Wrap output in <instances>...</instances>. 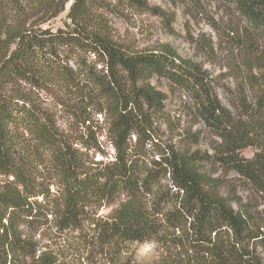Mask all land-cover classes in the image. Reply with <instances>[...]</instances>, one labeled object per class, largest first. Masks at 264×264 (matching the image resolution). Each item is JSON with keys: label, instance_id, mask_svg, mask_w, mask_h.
I'll use <instances>...</instances> for the list:
<instances>
[{"label": "trees", "instance_id": "16d2710c", "mask_svg": "<svg viewBox=\"0 0 264 264\" xmlns=\"http://www.w3.org/2000/svg\"><path fill=\"white\" fill-rule=\"evenodd\" d=\"M121 1L163 14L146 0ZM221 1L244 24L236 37L240 81L229 97L234 111L202 66L170 45L124 49L110 34L103 0H72L68 21L57 28L44 24L69 0H0V264H64L39 240L61 238L87 221L110 255L153 242L164 252L154 264H264V0ZM87 52L100 58V69L86 63ZM153 78L190 99L218 139L212 154L157 141L154 120L169 96ZM55 83L81 90L87 107L104 115L112 159L86 163L88 151L103 152L86 108L64 105L85 126L66 134L20 88ZM198 138L192 132L180 141ZM247 148L251 157L241 153ZM118 201L110 219L92 218L94 207Z\"/></svg>", "mask_w": 264, "mask_h": 264}, {"label": "rangeland", "instance_id": "374dc122", "mask_svg": "<svg viewBox=\"0 0 264 264\" xmlns=\"http://www.w3.org/2000/svg\"><path fill=\"white\" fill-rule=\"evenodd\" d=\"M71 1L66 4L62 13L44 25L53 28L63 26V23L68 21L67 12ZM103 2L108 4V7L102 8V13L110 34L124 49L131 52L153 51L158 50L162 44L170 45L181 58L202 66L212 79L222 104L234 111L229 97L235 92L236 84L240 81L241 48L237 46L236 37L237 31L244 24L229 5L221 0H146L149 6L160 9L163 13L156 15L151 12H138L121 0ZM83 56L87 64H95L97 69L103 66L96 54L87 52ZM70 66L75 67L74 62H71ZM151 83L166 91L169 96L165 101L164 112L154 120L157 141L173 144L181 151L190 148L212 154L218 139L205 128L190 99L179 92H169L168 85L162 79L153 78ZM80 86L85 85L80 82ZM20 88L35 97L42 108L52 112L58 128L66 134L85 131V126L78 124L64 105L86 108L91 117V121L86 123L92 127L103 151H88L86 163L92 165L93 161L112 159L114 148L106 137L107 121L102 113L96 111L95 105L87 107L81 90L57 83L39 90H31L28 85H21ZM192 132L199 134L197 143L180 141L182 136ZM241 153L251 157L252 149H244ZM205 169L212 171V176H219L221 173L210 166ZM234 175L230 173L228 177ZM163 182L167 180L164 179ZM54 188V184H51L50 189ZM236 190L243 197L247 195L240 186H237ZM221 191L225 192L223 189ZM118 204L119 201L112 205L102 204L94 207L92 218L110 219ZM93 228L91 221H87L79 229L70 231L61 238L39 240V247L51 250L64 264H119V261L125 260L130 264H154L152 262L164 254L155 243L145 242L124 245L119 255H110L97 244ZM259 252L264 260V250L259 249Z\"/></svg>", "mask_w": 264, "mask_h": 264}]
</instances>
